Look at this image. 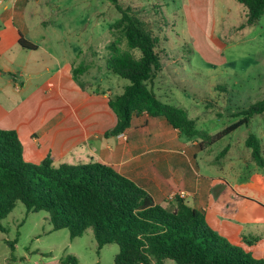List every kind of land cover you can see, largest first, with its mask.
Wrapping results in <instances>:
<instances>
[{
    "label": "rangeland",
    "instance_id": "374dc122",
    "mask_svg": "<svg viewBox=\"0 0 264 264\" xmlns=\"http://www.w3.org/2000/svg\"><path fill=\"white\" fill-rule=\"evenodd\" d=\"M119 4L130 8L157 39L163 65L156 73V90L168 96L169 104L184 109L199 131L221 132L239 119L235 114L264 97V14L248 23L247 8L237 0H119ZM24 16L33 40L40 39L38 21L61 30L66 51V56L60 51L62 59L71 58L83 68L77 81L110 86L114 95L123 92L129 81L106 67L111 54L107 46L112 41L128 48L122 33L113 28L120 12L110 1L28 0ZM132 53L140 55L137 49ZM250 133L259 137L264 157L263 113L255 115L249 126L198 152L206 161L199 156L197 160L200 170L225 174L245 197L264 204V168L245 145ZM191 140L200 142L197 137ZM1 224L5 230H0V264H62L69 254L77 258V264H113L118 252L115 243L98 249L91 228L75 238H70L67 228L53 230L47 212H27L21 202ZM165 264L175 262L167 259Z\"/></svg>",
    "mask_w": 264,
    "mask_h": 264
},
{
    "label": "trees",
    "instance_id": "16d2710c",
    "mask_svg": "<svg viewBox=\"0 0 264 264\" xmlns=\"http://www.w3.org/2000/svg\"><path fill=\"white\" fill-rule=\"evenodd\" d=\"M120 12L113 28L126 40L127 49L117 41L107 48L111 54L107 69L127 79L123 92L109 98L117 122L106 135L124 132L134 115L147 113L161 117L186 138H200V146L211 145L241 126H249L255 115L264 113V97L238 112L239 119L215 135L199 131L196 121L175 105L161 101L147 85L162 69L157 39L119 0H108ZM247 8V22L255 23L264 14V0H237ZM19 45L27 50L36 45L22 35ZM140 52L136 57L132 50ZM83 72L74 69V77ZM245 145L258 166L264 167L259 137L250 133ZM228 146L221 151V155ZM27 212L45 211L53 230L67 228L70 238L81 236L91 228L98 249L115 243L118 252L113 264H264L241 246L229 242L213 230L204 212L183 200L174 207L156 203L152 195L110 165L94 163L54 165L49 157L39 163L26 161L22 143L15 130L0 128V230L1 224L16 206ZM62 264H77V258L66 255ZM99 264V263H95Z\"/></svg>",
    "mask_w": 264,
    "mask_h": 264
},
{
    "label": "crops",
    "instance_id": "0c3cea01",
    "mask_svg": "<svg viewBox=\"0 0 264 264\" xmlns=\"http://www.w3.org/2000/svg\"><path fill=\"white\" fill-rule=\"evenodd\" d=\"M25 1L0 0V128L16 131L24 159L110 165L145 188L156 203L174 207L183 200L203 211L213 230L264 259V204L245 197L225 174L201 171L197 159L206 161L199 154L208 145L186 138L164 118L143 112L124 132L106 135L117 122L109 98L118 94L110 86L77 81L76 61L61 57L66 56L61 30L38 21L40 39L33 40ZM20 35L36 49L22 48ZM31 52L46 57L33 58ZM147 85L169 104L168 96L156 90V74ZM177 190L185 191V197L170 198Z\"/></svg>",
    "mask_w": 264,
    "mask_h": 264
},
{
    "label": "built area",
    "instance_id": "2783aa9c",
    "mask_svg": "<svg viewBox=\"0 0 264 264\" xmlns=\"http://www.w3.org/2000/svg\"><path fill=\"white\" fill-rule=\"evenodd\" d=\"M186 192L182 190L175 191L171 194L170 198L185 197Z\"/></svg>",
    "mask_w": 264,
    "mask_h": 264
}]
</instances>
